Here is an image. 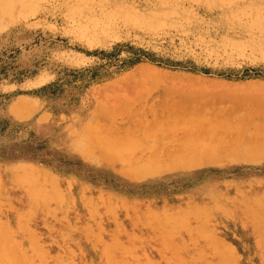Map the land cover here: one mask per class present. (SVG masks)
I'll return each mask as SVG.
<instances>
[{"label":"rangeland","instance_id":"374dc122","mask_svg":"<svg viewBox=\"0 0 264 264\" xmlns=\"http://www.w3.org/2000/svg\"><path fill=\"white\" fill-rule=\"evenodd\" d=\"M21 1L0 0V264H264V154L245 148L264 137V0ZM163 92L197 96L188 102L204 125L214 115L223 124L198 147L205 162L185 167V150L171 164L177 146L160 139L174 131L131 133L160 122L140 109L157 108ZM181 125L174 136L190 131ZM233 140L242 145L229 150ZM40 185L67 202L37 208L28 190Z\"/></svg>","mask_w":264,"mask_h":264},{"label":"bare ground","instance_id":"6f19581e","mask_svg":"<svg viewBox=\"0 0 264 264\" xmlns=\"http://www.w3.org/2000/svg\"><path fill=\"white\" fill-rule=\"evenodd\" d=\"M24 1H26V0H22L21 1V3H23ZM39 3V2H38ZM17 4V3H16ZM28 5V4H27ZM10 6H12L10 3H8V4H6V7H5V9L7 10V9H9V7ZM13 8V7H12ZM27 8V7H26ZM36 8V7H35ZM38 8V7H37ZM14 9H15V6H14ZM13 9V10H14ZM12 10V11H13ZM19 10V9H18ZM32 10V9H31ZM33 10H35V9H33ZM8 11V10H7ZM10 11V10H9ZM12 11H11V13H12ZM36 11V10H35ZM18 12V11H17ZM20 12V11H19ZM32 12V11H31ZM34 12V11H33ZM14 14V13H13ZM9 15V14H8ZM18 15V14H17ZM5 16V15H4ZM11 17V16H10ZM3 19H5V17L3 18ZM7 19H9L8 18V16H7ZM10 21H11V18H10ZM13 21V20H12ZM6 22V21H5ZM3 24V23H2ZM6 24V23H5ZM170 93H172V94H167L166 92H163V97L161 98V101H160V104H159V106L157 107V108H154V109H150V110H148V109H140V112H142V113H144V112H147L146 113V115L147 116H149V117H152L155 121L154 122H156L158 119H160V122H156V123H153V124H150L151 122V120L149 121V123H146V124H144V125H141V124H138V125H136L134 128H132L131 130V133L133 134V135H135V136H140V134H143L144 136H145V138H146V136H147V138H149V140L148 141H150V137L151 136H158V135H162V134H164L163 132H166L165 130H170V132L172 131H174V132H176V129H177V131L179 132V129L178 128H176L175 130H174V128L177 126V124L180 126L181 124H183V125H181L182 127H184V126H186L187 128H188V130H190V131H186L185 132V134H187V135H183L181 138H180V136L178 137V136H174V135H176L177 134V132L176 133H170L171 135H169V137L167 136H165L166 138L164 139V135L163 136H161V137H163V138H161L160 140H165L167 143H169V145H172V146H177V149L175 148V151H172V149L171 150H169L170 152H171V154L170 153H168V154H170V155H168L167 153H165V158L166 159H168V160H170V158L169 157H171V159L173 160V157H174V160H175V163H173L174 165L176 164V157H184L183 156V154H182V151H189V152H191L190 154H191V156L190 157H188L187 159H184V158H182V161H181V158L180 159H178V160H180V162L179 161H177V162H179L180 164L181 163H184L183 165L185 166V167H194L195 165H197V163H203V162H205V159L203 158V157H201L200 155H201V152H202V150H201V152H199L198 150H199V148L198 147H200V146H203V143L206 141V136L211 140V142L210 143H213V138H214V133L216 132V131H213V129L212 128H214L215 129V126L216 125H221L220 127H219V125L217 126V128L216 129H218V127L219 128H222V129H225V128H223L222 126H223V124H221V123H218L217 121L219 120V119H217L216 120V117H215V115L214 116H211V118H209V117H207L209 120H207V122H208V124L207 125H204V122H206V121H204L203 122V120H204V117H203V115H200L201 114V111H199V110H197L196 108H194L193 107V105L192 104H189V102L188 101H196V99H198V97L197 96H195V95H190V94H188V93H177V92H170ZM142 97V96H141ZM141 97L139 98V99H137V100H139L140 101V99H141ZM206 97V96H205ZM204 97V98H205ZM129 98V97H128ZM200 99H201V96L199 97ZM202 99H203V97H202ZM178 100H183L184 101V105H180V106H178V107H173V104L172 103H175V102H177ZM21 101V100H20ZM22 103H23V100H22ZM129 103V102H128ZM180 104V103H179ZM19 105V104H18ZM133 105V104H132ZM135 105V104H134ZM196 105V104H195ZM200 106H202V105H200ZM129 107H132L131 106V104H130V106ZM134 107V106H133ZM17 108V107H16ZM21 108H23V107H21ZM20 107L18 108V109H21ZM32 108V107H31ZM18 109H16L17 111H19ZM25 109H27V108H25ZM30 109V108H29ZM131 109L133 110V108H130V109H128L127 111H131ZM202 109V108H201ZM200 109V110H201ZM203 109H206V108H203ZM239 109V108H238ZM232 110V109H231ZM14 111V110H13ZM25 112H26V110H24ZM99 111V110H98ZM104 111V110H103ZM115 111V110H114ZM204 111H206V110H204ZM124 112V111H123ZM223 112V111H222ZM234 112V111H233ZM14 113L15 114H17L18 112H15L14 111ZM14 113H12V114H14ZM101 113V112H100ZM19 114V113H18ZM17 114V115H18ZM24 114V113H23ZM105 114V113H104ZM203 114V113H202ZM206 114H208V113H206ZM25 115V114H24ZM23 115V116H24ZM135 115V114H134ZM200 117H199V116ZM19 117H20V114L18 115ZM22 116V115H21ZM27 116V115H26ZM202 116V117H201ZM218 116V115H217ZM219 118V117H218ZM179 119L180 120H182V122L179 124V123H175V121L176 122H178L179 121ZM200 119H201V124H200ZM221 119V118H220ZM214 120H216V122L218 123H216V124H214L215 123V121ZM162 121V122H161ZM183 122H185V123H183ZM148 124V125H147ZM226 125H228V124H225L224 126H226ZM245 124H243V125H240V128L241 127H243ZM173 126V127H172ZM237 126H239V125H233V128L235 129V127H236V129L238 130V128H237ZM101 127V126H100ZM206 127V131L205 130H203L204 128ZM247 126H245V128H246ZM171 128V129H170ZM186 128V129H187ZM250 128V127H249ZM185 129V130H186ZM208 129V130H207ZM229 129H230V131L231 130H234V129H232V128H230L229 127ZM243 131V130H245V129H239L238 131ZM102 131V130H101ZM100 131V132H101ZM163 131V132H162ZM224 131V133L227 131V129H226V131L225 130H223ZM234 131H236V130H234ZM257 131V130H256ZM96 132H98V131H96ZM181 132V131H180ZM187 132H189V133H187ZM221 132V131H220ZM232 132V131H231ZM244 132V131H243ZM168 133V132H167ZM183 133V132H182ZM223 133V134H224ZM241 133V132H240ZM240 133H238V134H240ZM261 132H257L256 133V137H257V139H255L254 140V142H248L246 145H245V148H247V150L248 151H253V152H256V153H258V154H264V137H262V136H259V135H257V134H260ZM130 134V133H129ZM235 134V133H234ZM236 134H237V131H236ZM242 134V133H241ZM142 135V136H143ZM150 135V136H149ZM225 135V134H224ZM228 135V134H227ZM253 135V134H252ZM261 135V134H260ZM106 136V135H105ZM204 136H205V139H204ZM263 136H264V133H263ZM94 137V136H93ZM119 137V136H118ZM118 137H117V139H118ZM218 137H220V135L218 136ZM223 137V136H222ZM259 137V138H258ZM114 137H112V139H113ZM130 138V137H129ZM144 138V137H143ZM127 139V140H126ZM133 139V138H132ZM209 139H207V140H209ZM219 139V140H218ZM221 138H217V141H221L222 142V140H220ZM109 140H110V138H109ZM114 140H115V138H114ZM119 141H121L120 139H118ZM125 140L127 141V142H129V141H131V140H128V137H125ZM125 140H124V142L123 143H127V142H125ZM146 140V139H145ZM145 140H143V141H145ZM151 140H154V142H155V139L154 138H152ZM156 140H157V138H156ZM205 140V141H204ZM224 140V139H223ZM110 141H113V140H110ZM109 141V142H110ZM136 141V143H137V140H135L134 139V141H132L133 143ZM158 141V140H157ZM216 139L214 140V147H215V145L217 146V144H215L216 142ZM234 141V140H233ZM95 142V141H94ZM93 142V144H95V145H99V144H97V143H94ZM114 142V141H113ZM113 142H111V143H113ZM132 142H129V144H133ZM159 142V141H158ZM207 142V141H206ZM206 142L204 143V144H206ZM106 143H108V142H106ZM106 143L104 144V145H106ZM115 143V142H114ZM123 143H121V145H125V144H123ZM217 143H220V142H217ZM225 143V142H224ZM232 143V142H231ZM235 143H237V144H235ZM241 143V142H240ZM240 143H238V141H234L233 142V145H237V146H233V147H229V150H230V148H233L234 149V147L235 148H239V145H240ZM117 144V143H116ZM116 144H113L114 145V147L116 146ZM138 145H137V147L138 146H143V144L141 145V143L139 142V143H137ZM153 144V143H152ZM151 144V145H152ZM202 144V145H201ZM230 144V143H229ZM95 145H93V146H95ZM103 145V146H104ZM118 145V147H120L119 146V143L117 144ZM154 145V144H153ZM153 145H152V147H153ZM158 145V144H157ZM160 145V144H159ZM207 145V144H206ZM205 145V146H206ZM220 144H218V146H219ZM241 145H242V143H241ZM240 145V146H241ZM127 146H129V145H127ZM155 146V145H154ZM166 146V145H165ZM168 146V145H167ZM166 146V147H167ZM204 146V147H205ZM227 146H230V145H227ZM226 146V147H227ZM126 147V146H125ZM151 147V146H150ZM207 147V146H206ZM224 147V146H223ZM108 148V147H107ZM113 148V147H112ZM121 148H124V146L123 147H121ZM143 148V147H142ZM155 148V147H154ZM165 148V147H164ZM211 148V147H210ZM91 149V148H90ZM97 149V148H96ZM104 149V148H103ZM102 149V150H103ZM109 149H110V147H109ZM140 149H141V147H140ZM140 149H139V151H140ZM144 149V148H143ZM158 149V148H157ZM200 149H202V148H200ZM204 149V148H203ZM89 150V149H88ZM87 150V151H88ZM117 150V149H116ZM128 150V149H127ZM146 150H147V148H146ZM214 151H215V149H213ZM226 150V149H225ZM237 150V149H236ZM110 151H111V149H110ZM126 151V150H125ZM134 151V150H133ZM138 151V150H137ZM153 151H156V150H153ZM152 151V152H153ZM165 151V150H164ZM163 151V152H164ZM177 151V152H176ZM179 151H181V153L179 152ZM197 151H198V153H200L199 155H198V153H197ZM212 151V150H211ZM210 151V152H211ZM214 151H212V156L214 155ZM235 151V150H234ZM234 151H228L229 153H232V152H234ZM240 151H243V150H240ZM247 151V152H248ZM92 152V151H91ZM114 152H116V151H114ZM120 153L121 152H123V150L122 151H119ZM136 152V151H135ZM145 152V151H144ZM143 152V153H144ZM150 150H149V154H150ZM158 152H160V151H158ZM161 152H162V150H161ZM162 152V153H163ZM220 152H221V150H220ZM227 152V153H228ZM113 153V152H112ZM125 153V152H124ZM130 153V152H129ZM132 153V152H131ZM184 153V152H183ZM228 153V155H230ZM252 153V152H251ZM256 153H254V154H256ZM95 154V153H94ZM108 154V153H107ZM147 154V153H146ZM161 154V153H160ZM168 156H167V155ZM184 154H186V153H184ZM189 154V153H188ZM209 154H211V153H209ZM208 154V155H209ZM253 154V153H252ZM104 155H105V153H104ZM114 155V154H113ZM133 155V154H132ZM142 155H144V154H142ZM141 155V156H142ZM107 156V155H106ZM110 156V155H109ZM120 156V155H119ZM128 156V155H127ZM135 156V155H134ZM145 156V155H144ZM211 156V157H212ZM250 156L251 157H253L251 154H250ZM111 158V160H114L113 162H116V161H118L117 159H119V158H116V160L112 157V156H110ZM131 157V156H130ZM133 157V156H132ZM164 157V156H163ZM185 157H187V156H185ZM206 157V156H205ZM215 157V156H214ZM105 157H103V159H104ZM126 158V157H125ZM128 158V157H127ZM155 158H158V157H155ZM217 158V157H216ZM109 159V160H110ZM129 159V158H128ZM140 159H141V157H140ZM139 159V160H140ZM146 159V158H145ZM148 159H153L152 157L150 158V157H148ZM183 159H184V161H183ZM213 159V158H212ZM105 160V159H104ZM124 160V159H123ZM137 161H138V159H136ZM135 160V161H136ZM154 160V159H153ZM156 161H157V159H155ZM172 160H170V163H171V161ZM173 160V161H174ZM132 161V160H131ZM143 161V160H142ZM124 162H126V161H123V164H124ZM146 161H144V163H145ZM151 162V161H150ZM158 162V161H157ZM111 163V162H110ZM119 164H121L120 162H118ZM135 163V162H134ZM133 163V164H134ZM143 163V164H144ZM148 162H146V164H147ZM159 163V162H158ZM167 163V162H166ZM166 163H164V164H166ZM169 163V162H168ZM122 164V165H123ZM132 164V163H131ZM131 164H127V169H124V171H126V173L128 172H130V171H133L134 173H135V175L137 174V175H142L143 173H147V172H155L156 170H158V169H162L163 167H165V166H168V164H166V165H164V164H162L161 166L158 164L157 166H155V165H153V166H147L148 164H150V163H148L147 165L145 164V165H131ZM152 164V163H151ZM172 164V163H171ZM170 164V165H171ZM178 164V163H177ZM111 165V164H110ZM124 166H125V164H124ZM177 166V165H176ZM122 167V166H121ZM178 167V166H177ZM176 167V168H177ZM180 167H181V165H180ZM169 168V167H168ZM173 168H174V166H173ZM128 169H130V171H128ZM167 169V168H166ZM26 171V170H25ZM167 171V170H166ZM159 172V171H158ZM158 172H155V173H158ZM32 174H33V172H32ZM129 174H131V173H129ZM129 174H127V175H129ZM134 175V176H135ZM149 175V174H148ZM151 176H152V174H151ZM9 177V176H8ZM24 177V179H27L26 180V182H27V185L28 186H31L32 185V183H31V181H33V179H32V177H30L29 175L27 176H23ZM22 177V178H23ZM28 177V178H27ZM31 179H30V178ZM130 177H133V176H130ZM143 177V176H142ZM35 178V177H34ZM24 179H22L23 180V182L25 181ZM30 179V180H29ZM36 179H37V177H36ZM38 180V179H37ZM43 180V179H42ZM9 181V180H8ZM14 181V180H13ZM18 181H21V179L20 180H18ZM40 181V180H39ZM49 181V180H48ZM54 181V180H53ZM47 182V181H46ZM9 183V182H8ZM12 183V182H11ZM19 183H21V182H19ZM40 183V182H39ZM52 183V182H51ZM16 184V183H15ZM24 184V183H23ZM53 184V183H52ZM56 184H57V182H56ZM55 184V185H56ZM54 185V186H55ZM1 186V185H0ZM7 185H5V186H3V187H6ZM8 186H11V185H9L8 184ZM13 186V185H12ZM11 186V187H12ZM53 186V185H52ZM58 186V185H57ZM59 187V186H58ZM18 188V187H17ZM48 188V187H47ZM50 188V187H49ZM53 188H55V187H53ZM57 188V187H56ZM70 188V187H69ZM1 189V188H0ZM14 189H15V187H14ZM13 189V190H14ZM59 189V188H58ZM5 190V189H4ZM62 190V189H61ZM26 191V190H25ZM29 191V195H30V197H31V199H32V201H33V203L32 204H34L35 206H37V208L38 207H40L41 205H50V204H52V203H54V202H58V203H65V202H67V200H68V198H67V200H66V197L65 196H61L60 194H58L57 192H55V193H53L54 191H50V190H48V189H46L45 188V186L43 187H41V185L39 186V187H34V189H32L31 188V190H28ZM27 191V192H28ZM5 192V191H4ZM4 192H3V194H4ZM59 192V191H58ZM8 193V192H7ZM262 193V192H261ZM22 194V193H21ZM26 194H28V193H26ZM63 194V193H62ZM67 194H68V192H67ZM81 194V193H80ZM1 195V194H0ZM64 195H66V194H64ZM69 195H70V193H69ZM79 196V195H78ZM27 197V196H26ZM68 197H70V196H68ZM80 197V196H79ZM86 197V196H85ZM84 197V198H85ZM83 198V199H84ZM18 199V198H17ZM20 199V198H19ZM264 199V198H263ZM80 200H81V198H80ZM79 200V201H80ZM94 200V199H93ZM252 200V199H251ZM27 201V200H26ZM71 201V200H70ZM88 201H90V199L88 200ZM18 202H19V200H18ZM81 202V201H80ZM87 202V201H86ZM82 204V203H81ZM93 204V202H91V205ZM187 204V203H186ZM33 205V206H34ZM67 205V204H66ZM65 205V206H66ZM83 205V204H82ZM213 205V204H212ZM262 205V204H261ZM57 206V205H56ZM59 206V205H58ZM69 206V205H68ZM67 206V207H68ZM73 206H75V205H73ZM72 206V207H73ZM87 206V205H86ZM214 206V205H213ZM213 206H212V208H213ZM32 207V206H31ZM47 207H49V206H47ZM61 207V206H60ZM208 207L209 206H207V209H208ZM37 208H35V209H37ZM53 208H55L54 206H53ZM88 208V207H87ZM210 208V207H209ZM34 209V208H33ZM32 208H31V210H33ZM52 209V208H51ZM61 209V208H60ZM94 209V208H93ZM27 210V209H26ZM28 210H30V209H28ZM28 210H27V212H28ZM42 210V209H41ZM45 210V209H44ZM47 210V209H46ZM50 210V209H49ZM48 210V211H49ZM54 210H56V209H54ZM71 210H72V208H71ZM87 211H89L88 209H86ZM97 210V209H96ZM34 211V210H33ZM39 211V210H38ZM47 211V212H48ZM50 211H52L53 212V210H50ZM59 211V210H58ZM77 211V210H76ZM144 211V210H143ZM26 212V213H27ZM36 212H37V210H36ZM42 212V211H41ZM57 212V211H56ZM64 212V211H63ZM109 212V211H108ZM110 213V212H109ZM198 213V212H197ZM45 214V213H44ZM64 214H66V213H64ZM79 214V213H78ZM200 214H201V212H200ZM259 214V213H258ZM261 214V213H260ZM48 214H46V216H47ZM51 215V214H50ZM57 215V214H56ZM55 215V216H56ZM88 215V214H87ZM94 215H96V213L94 214ZM205 215V214H204ZM203 215V216H204ZM214 215V214H213ZM27 216V215H26ZM26 216H24V217H26ZM29 216V215H28ZM31 216H33V215H31ZM42 216V215H41ZM53 217H54V215H52ZM74 216V215H73ZM206 216V215H205ZM23 217V218H24ZM60 217V216H59ZM63 217V216H62ZM66 217H67V215H66ZM95 217V216H94ZM200 217H202V216H200ZM30 218V217H29ZM147 218V217H146ZM180 218V217H179ZM190 218H192V217H190ZM259 218V217H258ZM43 219V218H42ZM75 219H76V217H75ZM94 219V218H93ZM196 219V218H195ZM78 220V219H77ZM98 220H99V218H98ZM116 220V219H115ZM178 220V219H177ZM28 221H29V219H28ZM44 221V220H43ZM49 221H51V220H49ZM67 221V220H66ZM97 221V220H96ZM69 222V221H68ZM74 222V221H73ZM147 222V221H146ZM55 223V222H54ZM67 223V222H66ZM257 223V222H256ZM4 224V223H3ZM24 224V223H23ZM44 224V223H43ZM68 224V223H67ZM70 224V223H69ZM84 224H86L85 222H84ZM83 224V225H84ZM97 224V223H96ZM22 225V224H21ZM46 225V224H45ZM52 225H54L53 223H52ZM52 225L51 226H49V228L51 227L52 228ZM64 225V224H63ZM23 226V225H22ZM24 226H26V225H24ZM68 226V225H67ZM88 226V225H87ZM91 226V225H90ZM28 227H29V225H28ZM82 227V226H81ZM203 227V226H202ZM2 228V227H1ZM5 228V229H4ZM4 228H2V229H4V231H9V230H6V227H4ZM76 228V227H75ZM89 228V227H88ZM91 228V227H90ZM25 229V228H24ZM23 229V230H24ZM26 229H27V227H26ZM22 230V231H23ZM48 230V229H47ZM72 230V229H71ZM87 230V229H86ZM176 230V229H175ZM25 231V230H24ZM27 231V230H26ZM31 231H33V230H31ZM53 231V230H52ZM65 231H67V230H65ZM64 231V232H65ZM77 231V230H76ZM99 231V230H98ZM200 231V230H199ZM28 232H30L29 230H28ZM78 232H80L79 230H78ZM85 232V231H84ZM94 232V231H93ZM96 232V231H95ZM94 232V233H95ZM114 232V231H113ZM180 232H181V230H180ZM184 232V231H183ZM15 233V232H14ZM62 233V232H61ZM67 233V232H66ZM65 233V234H66ZM71 233V232H70ZM89 233V232H88ZM91 233H92V230H91ZM8 235H9V233H7ZM7 234L5 235L6 237H7ZM12 234H13V231H12ZM22 234H24V233H22ZM30 234V233H29ZM28 234V235H29ZM36 234V233H35ZM64 234V235H65ZM69 234V233H68ZM83 234V233H82ZM167 233H165V235H166ZM184 234V233H183ZM30 235H32V233L30 234ZM50 235V234H49ZM88 235V234H87ZM173 235V234H172ZM204 235H206V234H204ZM34 234L32 235V236H30V237H32L31 239H33L34 237ZM54 236V235H53ZM63 236V235H62ZM67 236V235H66ZM65 236V237H66ZM91 236V235H90ZM93 236H95V235H93ZM198 236V235H197ZM196 236V237H197ZM51 237V236H50ZM89 237V236H88ZM111 237H112V235H111ZM179 237V236H178ZM189 237V236H188ZM192 237V236H191ZM9 238H11V237H9ZM15 238V237H14ZM28 238H29V236H28ZM27 238V239H28ZM38 238V237H37ZM61 238V237H60ZM92 238V237H91ZM190 238V237H189ZM202 238V237H201ZM204 238V237H203ZM215 238V237H214ZM7 239V238H6ZM31 239H30V242H31ZM35 239V238H34ZM56 239V238H55ZM64 239V238H63ZM85 239H86V236H85ZM89 239V238H88ZM128 239V238H127ZM167 239H168V236H167ZM172 239V238H171ZM194 239V238H193ZM200 239V238H199ZM218 239V238H217ZM1 240V239H0ZM62 240V239H61ZM115 240V239H114ZM168 240H170V239H168ZM190 240V239H189ZM192 240V239H191ZM219 240V239H218ZM63 241V240H62ZM86 241V240H85ZM215 241V240H214ZM21 242V241H20ZM29 242V241H28ZM27 242V243H28ZM35 242V241H34ZM52 242V241H51ZM54 242V241H53ZM87 242V241H86ZM130 242V241H129ZM169 242V241H168ZM16 243V242H15ZM22 243V242H21ZM193 243V242H192ZM191 243V244H192ZM29 244V243H28ZM33 244V243H32ZM55 244V243H54ZM58 244V243H57ZM68 244V243H67ZM114 244V243H113ZM199 244V243H198ZM61 245V244H60ZM90 245V244H89ZM201 245V244H200ZM30 246H31V244H30ZM38 246H40V245H38ZM56 246V245H55ZM78 246V245H77ZM116 246V245H115ZM137 246V245H136ZM140 246V245H139ZM183 246V245H182ZM212 246H214L213 244L211 245V247ZM222 246V245H221ZM6 247L8 248V246L6 245ZM23 247H25V246H23ZM32 247H34V246H32ZM186 247V246H185ZM198 247V246H197ZM217 247H219V248H222V247H220V246H217ZM224 247V246H223ZM225 247H227V245H225ZM3 248H4V246H3ZM10 248H11V246H10ZM14 248V247H13ZM13 248H11V249H13ZM22 248V247H21ZM28 248V247H27ZM37 248V247H36ZM35 248V249H36ZM59 248H60V246H59ZM63 248V247H62ZM80 248V247H79ZM78 248V249H79ZM106 248V247H105ZM119 248V247H118ZM124 248H126V247H124ZM210 248V247H209ZM214 248V247H213ZM219 248H215V249H217V251L219 250ZM16 249V248H15ZM14 249V251L12 252V253H15L16 252V250ZM34 249V250H35ZM42 249V248H41ZM43 249H47V248H43ZM65 249H66V247H65ZM68 249H70V248H68ZM111 249H113V248H111ZM117 249V248H116ZM10 251V249L8 248V249H6V251ZM24 250V249H23ZM38 249H36V251H37ZM64 250V249H63ZM67 250V249H66ZM108 250H110V248L108 249ZM120 250H122V247H121V249ZM119 250V251H120ZM127 250H129V249H127ZM136 250V249H135ZM143 250V249H142ZM222 251H223V249H221ZM220 250V251H221ZM229 250V249H228ZM39 251V250H38ZM48 251V250H47ZM57 251V250H56ZM134 251V250H133ZM227 251V250H226ZM226 251L224 252L225 254H222V255H226L227 254V256L226 257H228L229 255L228 254H231V253H233L232 251H233V249H232V251H231V253H229L230 251H228L227 253H226ZM26 252V251H25ZM69 252V251H68ZM125 252H127V251H125ZM219 252V251H218ZM35 253V252H34ZM39 253H40V251H39ZM108 253V252H107ZM141 253V252H140ZM219 253H221V252H219ZM2 254V253H1ZM32 254V253H31ZM36 254V253H35ZM41 254V253H40ZM44 254H47V252L46 253H44ZM75 254V253H74ZM112 254H113V252H112ZM214 254V253H213ZM217 254V253H216ZM10 255V254H9ZM28 255V254H27ZM30 255V254H29ZM66 255V254H65ZM77 255V254H76ZM76 255H75V257H76ZM196 255V254H195ZM12 256H14V255H12ZM16 256H20L19 255V253L18 254H15V257ZM25 256V255H24ZM55 256V255H54ZM69 256V255H68ZM126 256V255H125ZM135 255H133L132 257H134ZM202 256V255H201ZM231 256V255H230ZM229 256V257H230ZM10 257H11V255H10ZM21 257V256H20ZM20 257H18V258H20ZM56 257V256H55ZM60 257H61V255H60ZM131 257V258H132ZM220 257L221 256H219V260L220 261H222L221 259H220ZM8 258V257H7ZM12 258V257H11ZM38 258V257H37ZM45 258V257H44ZM63 258V257H62ZM67 258V257H66ZM116 258V257H115ZM119 258V257H118ZM121 258V257H120ZM126 258V257H125ZM145 258H147V257H145ZM187 258V257H186ZM192 258V257H191ZM190 258V259H191ZM26 259H28V258H26ZM30 259V258H29ZM64 259V258H63ZM139 259V258H138ZM150 259V258H149ZM164 259V258H163ZM207 259V258H206ZM230 259V258H229ZM13 259H11V260H9V262L12 264L13 263V261H12ZM15 260V259H14ZM16 260H18V259H16ZM16 260H15V263L16 264H18L20 261H21V259H19L17 262H16ZM42 260V259H41ZM40 260V261H41ZM50 260V259H49ZM62 260V259H61ZM123 260V259H122ZM121 260V261H122ZM191 260H193V259H191ZM12 261V262H11ZM33 261V260H32ZM56 261V260H55ZM129 261V260H128ZM136 261V260H135ZM189 261V260H188ZM198 261V260H197ZM202 261V260H201ZM204 261V260H203ZM6 262H8V260L6 261ZM8 262V263H9ZM79 262V261H78ZM86 262V261H85ZM116 262V261H115ZM149 262V261H148ZM160 262V261H159ZM191 262V261H190ZM225 263L224 264H228L229 262H228V260L226 261V258H225V261H224ZM21 263V262H20ZM19 263V264H20ZM47 263V262H46ZM56 263H57V261H56ZM59 263V262H58ZM67 263H69V262H67ZM84 263V262H83ZM120 263H122V262H120ZM128 263H130V262H128ZM154 263V262H153ZM233 263V261L230 263V264H232ZM14 264V263H13ZM45 264V263H44ZM85 264V263H84ZM105 264V263H104ZM111 264V263H110ZM133 264V263H132ZM134 264H135V262H134ZM151 264V263H150ZM218 264H223V261H222V263H218Z\"/></svg>","mask_w":264,"mask_h":264},{"label":"trees","instance_id":"16d2710c","mask_svg":"<svg viewBox=\"0 0 264 264\" xmlns=\"http://www.w3.org/2000/svg\"><path fill=\"white\" fill-rule=\"evenodd\" d=\"M117 52H118V50H114V51H112V52H110V53H107V52H99V53H97V54H98V55H101V56L104 57V58H109V57H111V56L116 55ZM140 52H141V53H144V52L141 51V50H140ZM139 59H140V58H134V60H132V62H133L132 64L137 63V62L139 61Z\"/></svg>","mask_w":264,"mask_h":264}]
</instances>
